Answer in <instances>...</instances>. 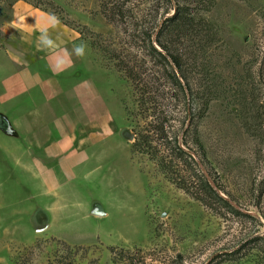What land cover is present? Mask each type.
<instances>
[{
  "label": "rangeland",
  "instance_id": "374dc122",
  "mask_svg": "<svg viewBox=\"0 0 264 264\" xmlns=\"http://www.w3.org/2000/svg\"><path fill=\"white\" fill-rule=\"evenodd\" d=\"M13 1L0 0V264H256L255 249L237 262L222 256L264 239V0H131L145 14L188 10L217 30L188 78L203 173L237 212L224 215L169 182L155 161L131 153L124 105L133 110L132 90L90 46L117 49L124 37L101 15V0H19L11 9ZM17 3L73 23L87 47V80L80 92L72 82L66 104L54 88L50 96L36 89L2 99ZM209 87L218 97L205 109L199 98ZM32 110L45 114L43 128L19 126ZM176 116L182 125L184 114ZM40 136L68 137L64 161L39 160Z\"/></svg>",
  "mask_w": 264,
  "mask_h": 264
},
{
  "label": "trees",
  "instance_id": "16d2710c",
  "mask_svg": "<svg viewBox=\"0 0 264 264\" xmlns=\"http://www.w3.org/2000/svg\"><path fill=\"white\" fill-rule=\"evenodd\" d=\"M17 1L10 4L11 9ZM100 13L124 36L117 49L113 43L102 46L93 40L90 46L103 53L132 90L133 110L124 105L132 124L131 153L155 161L169 182L214 214L237 213L203 173L206 153L192 123L197 116L191 106L196 97L188 72L200 67L199 60L217 39L216 28L188 10L179 9L165 17V11L159 14L157 8H151L145 14L131 0H101ZM62 23L75 28L71 22ZM217 97V89L209 87L199 99L206 109ZM177 113L184 114L182 125ZM185 120L189 121L188 126ZM184 170L192 173L188 180ZM249 248L256 250V264H264L262 238H253L222 257L226 262H237L250 254Z\"/></svg>",
  "mask_w": 264,
  "mask_h": 264
},
{
  "label": "crops",
  "instance_id": "0c3cea01",
  "mask_svg": "<svg viewBox=\"0 0 264 264\" xmlns=\"http://www.w3.org/2000/svg\"><path fill=\"white\" fill-rule=\"evenodd\" d=\"M7 29L16 33L18 39L17 44L11 42L6 49L5 57L9 60V66L8 74L2 81L5 87L3 100L9 98L11 101L36 89L50 96V90L54 88L58 91V96L64 98L61 103L66 104L68 90L73 88L72 82L78 84L77 91L83 90V82L87 80V77H83L87 47L81 44L77 32L47 12L27 5L20 6L19 3L13 8V18ZM81 47L83 54L78 55L76 49ZM75 66H80V70L73 71ZM50 113L52 112H48V117ZM18 120L19 126L24 129L43 128L45 114L42 116L41 111L32 110ZM67 138L35 137L34 144L41 146L39 160L64 161L61 154L68 151L65 147L71 143ZM42 146L45 148L42 149ZM67 155L68 153L65 156Z\"/></svg>",
  "mask_w": 264,
  "mask_h": 264
},
{
  "label": "clouds",
  "instance_id": "9594fccd",
  "mask_svg": "<svg viewBox=\"0 0 264 264\" xmlns=\"http://www.w3.org/2000/svg\"><path fill=\"white\" fill-rule=\"evenodd\" d=\"M76 52H77L78 55H82L83 54V48L82 47L81 48H77Z\"/></svg>",
  "mask_w": 264,
  "mask_h": 264
}]
</instances>
